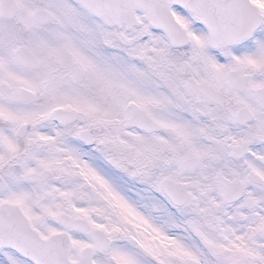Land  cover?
<instances>
[{
  "label": "snow or ice",
  "instance_id": "1",
  "mask_svg": "<svg viewBox=\"0 0 264 264\" xmlns=\"http://www.w3.org/2000/svg\"><path fill=\"white\" fill-rule=\"evenodd\" d=\"M0 264H264V0H0Z\"/></svg>",
  "mask_w": 264,
  "mask_h": 264
}]
</instances>
